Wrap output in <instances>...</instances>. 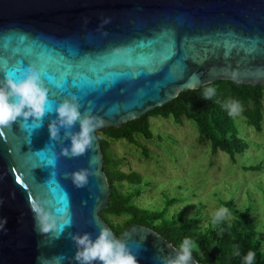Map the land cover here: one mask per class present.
<instances>
[{
	"label": "water",
	"instance_id": "water-1",
	"mask_svg": "<svg viewBox=\"0 0 264 264\" xmlns=\"http://www.w3.org/2000/svg\"><path fill=\"white\" fill-rule=\"evenodd\" d=\"M0 56V80H20L38 62L49 109L39 126L18 117L0 128V264H78L72 234L95 239L101 227L126 241L139 264H159L179 247L139 223L118 237L101 216L110 183L98 130L218 80L264 84V0H0ZM13 58L29 63L5 70ZM70 94L82 114L103 120L78 157L60 154L71 144L63 128L60 141L48 128ZM80 169L92 174L78 188L69 174ZM33 199L66 208L71 223L59 238L36 231ZM191 264H200L193 254Z\"/></svg>",
	"mask_w": 264,
	"mask_h": 264
},
{
	"label": "trees",
	"instance_id": "trees-1",
	"mask_svg": "<svg viewBox=\"0 0 264 264\" xmlns=\"http://www.w3.org/2000/svg\"><path fill=\"white\" fill-rule=\"evenodd\" d=\"M207 88H214L215 94L205 99ZM229 100L242 105L241 117L250 126L261 132L264 128V84H245L232 80H218L196 89L182 91L171 101L148 113L125 122L120 127H110L98 132L104 154V170L110 183V202L101 210L102 218L118 237H122L128 226L139 223L149 226L162 234L173 245L179 247L185 238L198 245L192 254L200 264H245L244 257L249 251L255 252L253 264H264L262 239L253 217V208L238 207L234 200L225 202L232 217L213 226L212 216H187L185 213L167 215L168 208L177 201L170 198L161 208L139 206L135 198L139 196L149 181L138 171H125L120 158L111 145L115 140H127L137 146L145 157L152 155L150 149L140 139L162 140L151 128V117L173 118L176 123L184 119L192 120L199 128V142L209 143L214 154L223 151L236 161V155L244 153L249 142L240 135L235 117L229 116L225 104ZM114 154V157L112 156ZM245 170L264 171V164L245 166ZM262 191L263 181L260 180ZM114 217H125L123 222ZM207 220V224L205 223ZM238 253V254H237Z\"/></svg>",
	"mask_w": 264,
	"mask_h": 264
},
{
	"label": "rangeland",
	"instance_id": "rangeland-1",
	"mask_svg": "<svg viewBox=\"0 0 264 264\" xmlns=\"http://www.w3.org/2000/svg\"><path fill=\"white\" fill-rule=\"evenodd\" d=\"M235 119L240 135L250 145L244 153L236 155V161L223 151L214 154L209 143H200L199 128L194 121L184 119L179 124L162 116L150 119L153 132L161 134L162 140L140 139L150 149V158L127 140L112 141L111 147L123 170L138 171L149 181L135 198L139 206L161 208L176 197L177 201L168 208V216L183 212L204 219L226 207L228 200H234L240 208L251 206L264 252V191L260 183L264 171L244 169L264 164V128L257 131L241 115ZM114 219L123 222L125 217Z\"/></svg>",
	"mask_w": 264,
	"mask_h": 264
},
{
	"label": "clouds",
	"instance_id": "clouds-1",
	"mask_svg": "<svg viewBox=\"0 0 264 264\" xmlns=\"http://www.w3.org/2000/svg\"><path fill=\"white\" fill-rule=\"evenodd\" d=\"M215 94L214 88H207L204 93L205 99H210ZM70 99H64L55 108L56 118L48 125L50 137L53 141H60L61 128L64 129V139H70L71 144L62 147L60 154L63 156L78 157L84 155L93 147V132L103 125V120L86 111H80V103L75 95ZM48 104V89L36 67L30 66L24 70V78L16 80L8 73L0 80V128L12 124L18 117H23L27 122L33 118L34 124H42L46 115ZM225 107L229 116H239L242 105L239 101L229 100ZM79 122L80 130L72 131ZM25 127V125H24ZM95 162V159L92 161ZM92 174L90 169H80L69 174L74 185L78 188L88 183ZM30 209L34 214L35 228L38 233L54 232L56 238L63 233L64 227L70 225L71 219L66 208H57L54 212L45 207L36 199L29 202ZM231 216L227 207L218 208L212 215L213 226L222 223ZM4 224L7 223L5 218ZM71 239L75 242L76 252L74 259L78 264H139L137 253L134 252L122 239H117L110 229L101 227L98 236L93 239L91 234H72ZM199 250L198 245L190 238H185L174 255L158 257L159 264H191L193 250ZM238 254V253H237ZM255 252L249 251L244 257L245 264H253Z\"/></svg>",
	"mask_w": 264,
	"mask_h": 264
},
{
	"label": "snow or ice",
	"instance_id": "snow-or-ice-1",
	"mask_svg": "<svg viewBox=\"0 0 264 264\" xmlns=\"http://www.w3.org/2000/svg\"><path fill=\"white\" fill-rule=\"evenodd\" d=\"M2 60H3V57L0 56V61H2ZM25 62H27V64L29 63V61H27V60H23V59H21V60H17V59H15V58H13L12 60H10V61L8 62V65H9V66H8V68L5 69V70H9L10 68H18V66L21 65V64H24V65H25ZM36 67H38V62H37V64H36ZM49 83H50V84L52 83L51 79H50ZM58 87H59L58 85L51 87V88L49 89V91H51V94L54 93L55 91H57ZM60 199H63V197H61Z\"/></svg>",
	"mask_w": 264,
	"mask_h": 264
}]
</instances>
